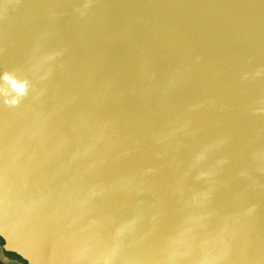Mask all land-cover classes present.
Segmentation results:
<instances>
[{
	"label": "water",
	"instance_id": "water-1",
	"mask_svg": "<svg viewBox=\"0 0 264 264\" xmlns=\"http://www.w3.org/2000/svg\"><path fill=\"white\" fill-rule=\"evenodd\" d=\"M0 263L264 264V0H0Z\"/></svg>",
	"mask_w": 264,
	"mask_h": 264
},
{
	"label": "rangeland",
	"instance_id": "rangeland-1",
	"mask_svg": "<svg viewBox=\"0 0 264 264\" xmlns=\"http://www.w3.org/2000/svg\"><path fill=\"white\" fill-rule=\"evenodd\" d=\"M0 264H2V263H0Z\"/></svg>",
	"mask_w": 264,
	"mask_h": 264
},
{
	"label": "flooded vegetation",
	"instance_id": "flooded-vegetation-1",
	"mask_svg": "<svg viewBox=\"0 0 264 264\" xmlns=\"http://www.w3.org/2000/svg\"><path fill=\"white\" fill-rule=\"evenodd\" d=\"M90 264V263H89Z\"/></svg>",
	"mask_w": 264,
	"mask_h": 264
}]
</instances>
